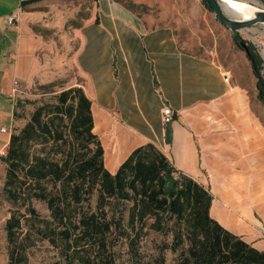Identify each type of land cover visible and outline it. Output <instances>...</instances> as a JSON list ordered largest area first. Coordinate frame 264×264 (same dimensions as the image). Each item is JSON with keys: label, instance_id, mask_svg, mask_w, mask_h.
Segmentation results:
<instances>
[{"label": "trees", "instance_id": "16d2710c", "mask_svg": "<svg viewBox=\"0 0 264 264\" xmlns=\"http://www.w3.org/2000/svg\"><path fill=\"white\" fill-rule=\"evenodd\" d=\"M232 36L246 53L264 103V57L238 31ZM52 86L40 88L47 92ZM176 118L173 112L165 121L167 144H172ZM94 127L92 99L83 86L71 85L38 104L24 126L11 133L0 155L6 164L4 191L26 211L14 210L6 220L8 264L27 263V244L20 240L25 223L30 224L25 237L35 231L61 246L68 264H116L112 247L117 241L128 244L131 264H164L163 258L143 259L140 243L148 229L173 234L178 264H264V250L211 216V190L178 169L154 142L134 148L112 172ZM33 199L46 202L50 218L38 213Z\"/></svg>", "mask_w": 264, "mask_h": 264}, {"label": "crops", "instance_id": "0c3cea01", "mask_svg": "<svg viewBox=\"0 0 264 264\" xmlns=\"http://www.w3.org/2000/svg\"><path fill=\"white\" fill-rule=\"evenodd\" d=\"M57 1L62 0H0L1 90L10 84L11 73L29 78L31 70L40 66L37 52L43 46L44 32L53 30L48 7ZM81 1L80 22L73 20L80 37L77 63L81 82L73 85L83 86L92 99L95 125L96 111L101 110L122 118L130 132L142 137L154 129L160 131L163 146L153 140L144 143L154 142L178 169L206 186L198 177L204 169L213 186L211 216L264 250V210L260 208L259 213L250 205L246 216L238 214L239 222L225 220L214 209L220 199L205 163L206 149L212 147L205 137L209 131L221 129L228 134L223 145L237 154L234 162H245L242 151L249 153L250 141L264 155V125L250 107L246 83L231 57L219 53L217 43L207 54L186 52L180 41L186 0ZM128 2L144 11L129 9ZM11 14L17 16L12 25L6 21ZM168 110L179 114L171 123L172 144L165 141L166 120L161 119ZM12 121L13 110L0 91V155L7 150L11 137L7 128ZM234 172L244 173L243 166L237 165ZM245 175L253 178V173Z\"/></svg>", "mask_w": 264, "mask_h": 264}, {"label": "rangeland", "instance_id": "374dc122", "mask_svg": "<svg viewBox=\"0 0 264 264\" xmlns=\"http://www.w3.org/2000/svg\"><path fill=\"white\" fill-rule=\"evenodd\" d=\"M221 1L227 4V0ZM238 1H244L264 9V0ZM48 8L50 11L52 10L48 19L53 30L44 32L43 46L37 52L40 66L31 70L32 73L29 78H17L15 74L11 73V76L9 75L10 84L5 85L3 90L0 89L3 96L8 98L9 109L13 110V121L11 126L7 128L11 133L24 126L34 108L42 101L51 99L54 94L70 87L73 83L81 82L77 63L80 37L76 23L80 22L81 19L78 13L82 9V1H57L49 5ZM137 9L144 11V8L141 7ZM183 24L184 29L180 41L186 52L207 54L210 50L215 49L217 43L218 52L231 57L237 74L246 83L250 107L258 116L260 125H264V103L258 97L256 77L252 72L250 63H246V53L242 50L240 52L235 44L232 30L218 21L215 14L203 4L202 0H186ZM239 33L244 39L255 43L264 57V23L253 24L241 29ZM50 82H54L51 91L45 92L40 88L41 84ZM164 107L167 109V104ZM15 112L16 114H14ZM167 112L168 115L165 112L162 114L161 119L164 121L174 111L168 110ZM174 114L179 118L177 112ZM96 121L94 131L103 144L105 165L111 171H116L132 149L140 143L153 140L158 145L163 146L164 144L160 131L154 129L142 137L130 132L123 124L122 118L115 115L110 116L101 110L96 111ZM227 137L228 134L224 129L207 133L205 138L208 143L212 144V147L206 149L205 163L210 167L215 190L220 199L217 213L227 221L239 222L238 214L246 216L248 214L247 208L250 205L259 213L260 208L264 210V155L260 154V147L257 146L256 142L250 141L247 145L250 146L248 150L251 155L244 150L242 154L245 162L239 160L234 162L232 159L237 154L223 145V140ZM244 145L246 146V144ZM237 165L243 166L244 173L234 172ZM252 173V179L245 175L250 176ZM198 174L199 179H202L206 186L212 189V182L207 172L203 169ZM5 177L6 164L0 160V264H8L9 262L10 246L7 238L6 220L14 210L26 211L25 206L20 203L14 204L7 199L4 191ZM92 202L94 204L95 201ZM32 204L41 216L50 218V211L46 202L33 199ZM29 228L30 224L25 223L20 238L27 244L28 260L26 264H68L61 251V246L39 236L35 231H31L30 235L25 237ZM256 233L260 237V227L257 228ZM172 242L173 234L171 232L148 229L140 243V251L144 261L152 263L156 258H163L164 264H178L180 250L174 251L171 248ZM112 250L116 256V264H131L129 246L125 241H117Z\"/></svg>", "mask_w": 264, "mask_h": 264}, {"label": "water", "instance_id": "95a60500", "mask_svg": "<svg viewBox=\"0 0 264 264\" xmlns=\"http://www.w3.org/2000/svg\"><path fill=\"white\" fill-rule=\"evenodd\" d=\"M202 2L205 6H207L209 10H211L215 14L217 20L231 29L232 32H239L241 29L259 22L264 23L263 8H261V11L256 16L239 17L237 15H234L233 12L221 0H202Z\"/></svg>", "mask_w": 264, "mask_h": 264}, {"label": "bare ground", "instance_id": "6f19581e", "mask_svg": "<svg viewBox=\"0 0 264 264\" xmlns=\"http://www.w3.org/2000/svg\"><path fill=\"white\" fill-rule=\"evenodd\" d=\"M226 6L239 17H253L261 11V7L238 0H227Z\"/></svg>", "mask_w": 264, "mask_h": 264}, {"label": "built area", "instance_id": "2783aa9c", "mask_svg": "<svg viewBox=\"0 0 264 264\" xmlns=\"http://www.w3.org/2000/svg\"><path fill=\"white\" fill-rule=\"evenodd\" d=\"M17 20V16L15 14H11L7 17L6 21L8 22V24L12 25L15 24ZM5 129V128H4Z\"/></svg>", "mask_w": 264, "mask_h": 264}]
</instances>
